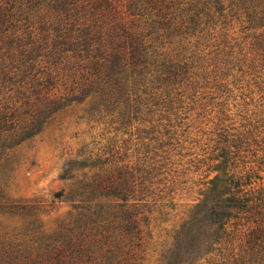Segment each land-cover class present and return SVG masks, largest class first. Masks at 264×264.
Wrapping results in <instances>:
<instances>
[{"label": "trees", "instance_id": "16d2710c", "mask_svg": "<svg viewBox=\"0 0 264 264\" xmlns=\"http://www.w3.org/2000/svg\"><path fill=\"white\" fill-rule=\"evenodd\" d=\"M201 2L0 0V174L10 151L72 105L83 104L109 124L153 113L185 76L186 62L174 51L209 21V5L224 9L222 0H204L199 9ZM112 152H83L68 161L63 177H79L70 196L81 212L77 233L60 244L53 241L66 235L51 241L39 234L40 205L3 201L0 177V214L30 217L7 249L0 242V264H141L148 171ZM232 153L220 155L215 169L222 175L158 264H264V194L247 189L256 169L237 171Z\"/></svg>", "mask_w": 264, "mask_h": 264}, {"label": "rangeland", "instance_id": "374dc122", "mask_svg": "<svg viewBox=\"0 0 264 264\" xmlns=\"http://www.w3.org/2000/svg\"><path fill=\"white\" fill-rule=\"evenodd\" d=\"M221 4L222 12L209 5L204 16L209 21L174 51L186 62V73L162 105L128 124L99 121L83 104L64 109L5 158L0 174L3 201L40 205L39 234L51 241L63 234L61 242H53H65L77 233L75 221L81 212L70 196L79 177H63L68 161L83 152L119 151L126 162L148 171L141 264H158L212 187L210 182L222 175L215 167L223 161L224 150L237 153V171L256 169L247 189L264 194V0ZM173 46L166 44L168 49ZM235 143L239 149L231 146ZM114 169L111 163L109 170ZM27 218L0 214L3 249Z\"/></svg>", "mask_w": 264, "mask_h": 264}]
</instances>
